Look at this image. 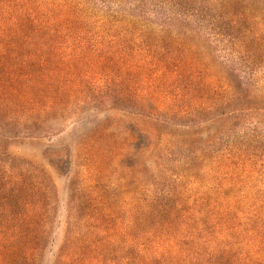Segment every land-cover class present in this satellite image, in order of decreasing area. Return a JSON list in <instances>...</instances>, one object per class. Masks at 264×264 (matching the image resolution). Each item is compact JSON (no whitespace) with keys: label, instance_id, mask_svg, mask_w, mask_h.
Returning a JSON list of instances; mask_svg holds the SVG:
<instances>
[{"label":"trees","instance_id":"obj_1","mask_svg":"<svg viewBox=\"0 0 264 264\" xmlns=\"http://www.w3.org/2000/svg\"><path fill=\"white\" fill-rule=\"evenodd\" d=\"M64 116L56 264H264V0H0V264H40L53 203L10 148ZM129 160L121 221L94 182Z\"/></svg>","mask_w":264,"mask_h":264},{"label":"rangeland","instance_id":"obj_2","mask_svg":"<svg viewBox=\"0 0 264 264\" xmlns=\"http://www.w3.org/2000/svg\"><path fill=\"white\" fill-rule=\"evenodd\" d=\"M57 126L59 134L55 137L52 136L51 138H46L43 140L42 144H17L10 148L11 152H15L25 161L34 162L35 164L44 167L51 177L49 178L53 185V203L52 209H50L51 221L47 244L40 252V264H56L57 257L60 255V247L62 246L67 226L66 203L70 195L68 186L70 182L69 179L72 175L69 171L68 160H65V162L62 163L59 173L56 174L53 170L46 168L42 158L53 163L56 159L55 154L58 153L61 144L64 145L63 147L66 146L69 151H72L74 139L90 127V125H83L76 121L75 118L73 119L68 116H64L63 120ZM133 162L134 160L127 161L125 166L118 170L114 169V167L111 169L109 168L107 171L108 173H106L103 179L94 182V185H96L95 190L112 203L117 215L121 217V221L123 220L122 217L126 215L129 198L132 196H138L140 191L137 180L139 177L131 170L132 167L130 164ZM101 264L112 263L106 260L101 262Z\"/></svg>","mask_w":264,"mask_h":264}]
</instances>
